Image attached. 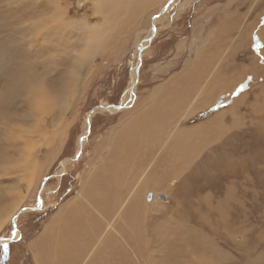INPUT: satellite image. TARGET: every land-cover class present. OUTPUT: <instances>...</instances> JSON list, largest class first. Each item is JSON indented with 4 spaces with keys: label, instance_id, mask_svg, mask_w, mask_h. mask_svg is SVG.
<instances>
[{
    "label": "rangeland",
    "instance_id": "rangeland-1",
    "mask_svg": "<svg viewBox=\"0 0 264 264\" xmlns=\"http://www.w3.org/2000/svg\"><path fill=\"white\" fill-rule=\"evenodd\" d=\"M183 1L163 0L142 10L139 19L129 17L131 23L99 36L102 17L93 0H0V62L6 70L0 69V218L5 215L6 220L0 238L9 245L7 254L0 246V264H34L27 243L80 189L98 193L99 188L93 190L88 183L92 180L114 181L99 193L109 192L111 197L120 193L125 200L120 215V201L109 210L110 264H264V38L255 33L256 26L264 31V0H191L182 9ZM163 6L170 8L163 11ZM225 14L227 26L238 21L237 32L248 30L249 40L241 39L240 53H234L231 43L218 47L220 59L211 61L233 58L235 67L207 85L204 102L222 91L220 83L224 87L233 79L238 83L228 85L227 93L211 101L204 112L181 121L186 128L202 126L227 112L221 123L225 129L182 163L171 159L185 160L189 149L182 146L183 133L170 128L176 121L157 132L158 141L165 140L162 146L154 143L152 150L148 140L141 143L150 153L156 151L150 155L156 153L155 160L134 162L130 155L124 164L118 161L115 149L125 139L122 133L130 124L135 128L134 117L143 107L154 102L157 108L158 97L172 96L176 89H168L171 83L178 82V93L189 96L190 102L195 88L206 87L205 79L199 78L187 90L192 82L181 73L195 61L194 50L202 37ZM85 53L89 59L82 66ZM241 85L245 90L237 94ZM238 95L242 103L229 112ZM174 101L179 107L178 99ZM153 113L149 112L150 119ZM172 140L182 143L181 156L174 154ZM93 172L107 178L90 177ZM142 172L152 179L135 188ZM121 180L125 185L117 190ZM132 191L138 193L130 202ZM13 217L18 237L9 241ZM103 240L93 245L97 259L93 254L86 264H107Z\"/></svg>",
    "mask_w": 264,
    "mask_h": 264
},
{
    "label": "bare ground",
    "instance_id": "bare-ground-1",
    "mask_svg": "<svg viewBox=\"0 0 264 264\" xmlns=\"http://www.w3.org/2000/svg\"><path fill=\"white\" fill-rule=\"evenodd\" d=\"M94 1V10H95V12L96 13H98V14H100V16L102 17V22L101 23H99V25H98V31H100V35L99 36H102V35H104L106 32H108V31H110V30H112L113 28H118L119 26H123V25H127L128 23H131V20H128V18L129 17H134V18H136V19H139L140 17V15L142 14V10H144V9H148L150 6H154V5H156V4H159V3H162L163 2V0H93ZM190 1L191 0H184L181 4H180V6L179 7H181L182 9L184 8V7H186L189 3H190ZM171 5V4H170ZM160 8H161V6H160ZM170 8V6L169 7H167V8H165L164 9V6H163V11H167L168 9ZM54 13V12H53ZM135 13H138V15L136 16L135 15ZM141 13V14H140ZM160 13H162V8H161V12ZM140 14V15H139ZM59 16V15H58ZM61 18V17H60ZM63 19V18H62ZM226 19H227V15L225 14V17L220 21L221 23H218L214 28H213V30H212V32L209 34V36H208V38L206 39V41H205V43H204V45H203V48L202 49H199V48H197L196 49V53H197V55H196V57H198L199 58V62H200V56L202 57V56H207L208 57V59H205V64H209L210 66H214V67H216V69H218V72L220 73V71H222V73L224 72L223 70L225 69V67H227V66H224V64H226V62L227 63H231V62H229V60L231 59H229V58H226V57H224V58H222L221 60H218L217 62H214L213 60L211 61V59L212 58H215V57H219V52H218V47L221 45H226V44H228V43H231V44H233L234 46V48H233V51H234V53H237V52H239V51H243V47L244 46H241L243 43V41L241 42V39L242 38H244V39H247V40H249V32H248V30H247V33L245 32V34H243V31L241 32V33H239V32H237L238 31V29H239V26H238V24H239V22L238 21H236V20H233L232 21V23L229 25V26H227V24H226ZM155 21V20H154ZM158 21V19L156 18V22ZM58 22V21H57ZM138 23V22H137ZM243 23V22H242ZM252 24H254V23H252ZM255 25V24H254ZM87 26V25H86ZM212 26V25H211ZM237 26H238V28H237ZM249 26V25H248ZM253 26V25H252ZM195 27H197V23L196 22H194L193 23V29L195 28ZM237 28V29H236ZM234 29H236V34H235V38L233 39V38H231L230 39V37H231V33H232V31L234 30ZM250 31L252 30V29H250V28H248ZM256 31H255V33L256 34H260V35H262L263 37L262 38H264V31L263 32H261L260 33V31H258V28H257V26H256ZM158 30V29H157ZM263 30V29H262ZM246 31V30H245ZM237 33H238V35H237ZM96 34H98V33H96ZM195 34V33H194ZM193 34V35H194ZM233 34V33H232ZM250 34H254V31H251L250 32ZM99 36H97L96 37V39H100V37ZM258 36V35H257ZM88 38H89V36H88ZM149 38V37H148ZM91 39V38H90ZM89 39V40H90ZM252 39V38H251ZM88 40V39H87ZM88 40V41H89ZM147 40V38L144 40V41H146ZM149 41V40H148ZM108 42V41H107ZM245 42H247V41H245ZM244 42V43H245ZM145 43V42H144ZM203 44V43H202ZM244 45V44H243ZM96 46V45H95ZM104 46H105V44H104ZM140 47V46H139ZM200 47V46H199ZM248 47V46H247ZM201 48V47H200ZM136 50V49H135ZM229 50V49H228ZM94 51V50H93ZM140 52V51H139ZM221 53H222V51H220ZM224 52V51H223ZM231 52H232V50H231ZM240 53V52H239ZM262 53V52H261ZM264 53V52H263ZM85 54H87V53H85ZM223 54V53H222ZM222 54H221V57H222ZM233 55V54H232ZM235 57V56H234ZM203 58V57H202ZM205 58V57H204ZM87 59H89V54H87V55H85L84 56V58L81 60V63H82V66H83V64L85 63V61L87 62L88 60ZM194 59H196V58H194ZM219 59H220V57H219ZM258 59V58H257ZM235 60V59H234ZM199 62H197L196 61V63H198L199 64ZM214 62V63H213ZM1 63H2V61L0 62V69H2L1 71H3V72H6V70H4L3 68V66L1 65ZM76 63V62H75ZM195 65V66H193L194 64H190L189 66H187L186 67V69L185 70H183V72H182V75H187V78L189 79V83L190 82H192L191 83V86L189 87V86H187V88L188 89H191L192 88V85H193V82H194V80L196 79V80H198L199 78H204L205 80H208V82L206 81V87H202V88H198L197 89V91H199L198 92V94L200 93L201 95H203L206 91H208V90H210V88H208L207 87V85L210 83V82H214V83H216V82H219V80H221V79H223V78H221V76H220V74H217L218 72L217 71H215V72H217L216 73V75L215 76H213V78L211 79L209 76H207V69L205 70L204 69V66L202 67L201 65ZM201 64V63H200ZM231 64H233V63H231ZM74 65V64H73ZM208 65V66H209ZM230 65V64H229ZM79 67V66H78ZM230 67V66H229ZM80 68V67H79ZM206 68V67H205ZM209 68V67H208ZM212 68V67H211ZM255 68V67H254ZM242 69V68H241ZM228 70V69H227ZM226 70V71H227ZM77 71H78V68H77ZM225 71V72H226ZM250 71V70H249ZM248 71V72H249ZM72 72H74V71H72ZM75 73H77V72H75ZM210 73V72H209ZM245 73V72H244ZM78 74H79V72H78ZM226 74V73H225ZM74 75V74H73ZM72 75V76H73ZM213 75H214V73H213ZM223 77V76H222ZM186 79V78H185ZM184 79V80H185ZM226 79V78H225ZM230 79V78H229ZM68 80V79H67ZM231 80V79H230ZM133 83V82H132ZM178 83V82H177ZM176 83V81H175V84H173L174 85V88L176 89V91H172V93L171 94H169V95H172V96H169L167 99H166V101L163 103V105L159 108V109H157V110H154V111H156L157 112V115H156V113L154 112V114H153V116H152V119L149 121V119H148V117H144L143 118V121H142V124L141 125H139V127L140 128H142V127H146L145 125L146 124H149V123H151L150 124V126L152 127V133L154 134L153 136H155V137H151L152 138V143L154 144V143H156V144H160L161 146H162V143L163 142H165V140L163 141V142H159L158 141V139H157V132H158V134H159V131H161L163 128H165L164 126H171V124H174L176 121L175 120H173L175 117H176V115L175 116H173L172 114H173V109H176L177 108V110H178V107H177V105H176V103L174 104L175 105V107H173V108H171L172 106H174V105H172V103H174L173 101H172V98H184V95H180L179 93H178V91H177V89L179 88V85ZM224 84H226V83H224ZM77 85V84H76ZM59 87V86H58ZM220 90L222 89V92H223V89H226V87H227V84H226V86L224 87L223 85H222V83H220ZM230 87V86H229ZM258 87V86H257ZM261 87V86H260ZM47 89H48V87H46ZM45 88V89H46ZM53 88V87H52ZM52 88H51V90H52ZM43 89V88H42ZM41 89V90H42ZM54 89V88H53ZM56 89H58L57 88V86H56ZM76 89V88H75ZM74 89V90H75ZM41 90H38V91H40L41 92ZM49 90V89H48ZM63 91H64V88L62 89ZM53 91V90H52ZM60 89H59V93H60ZM62 91V92H63ZM77 91V90H76ZM233 91V90H232ZM37 92V91H36ZM212 92V91H211ZM211 92H209L208 94H210ZM258 92V91H257ZM261 92L262 93H264V90L263 89H261ZM45 92H43V94H44ZM37 94H39L38 92H37ZM47 94V93H46ZM207 94V95H208ZM41 95V94H40ZM60 95H63V94H60ZM68 95H69V93H68ZM245 95H247L246 93H245ZM54 96V95H53ZM218 96V95H217ZM217 96H216V98H217ZM239 96V95H238ZM235 96L236 97V99H235V101L233 102V104H232V106H231V108L229 109V112L231 111H233L234 110V108H235V106H237L236 104H238V103H242V101H241V97L239 96ZM263 96V95H262ZM35 97H37V96H35ZM40 97V96H39ZM63 97V96H62ZM73 97V96H72ZM238 97V98H237ZM256 97V96H255ZM41 98H42V95H41ZM64 98V97H63ZM37 99V98H36ZM44 99V98H43ZM48 99V98H47ZM56 99V98H55ZM213 98H211V99H209V101H207V102H204L205 104H208L209 102H211V101H213L212 100ZM234 99V98H233ZM260 100V99H259ZM41 101V100H40ZM70 101V100H69ZM47 102V101H46ZM46 102H45V104H46ZM50 102V101H49ZM48 102V103H49ZM198 102H199V100H198ZM38 105H39V103H37ZM203 105V104H202ZM245 106V105H244ZM38 107V106H37ZM49 107V106H48ZM48 107H46V108H48ZM153 107H155V105L153 106ZM197 107H198V105L196 104L194 107H193V109H192V111H195L196 109H197ZM111 108H113V107H111ZM202 108V107H201ZM39 109V108H38ZM49 109V108H48ZM47 109V110H48ZM100 110H103L104 111V109H101V108H99ZM189 109V108H188ZM111 110H113V109H110L109 108V111L111 112ZM117 110H118V107H117ZM228 110V109H227ZM49 111V110H48ZM176 111V110H175ZM191 111V110H190ZM147 112V111H146ZM190 113V112H189ZM224 113H226V112H224ZM41 114V113H40ZM94 114V112L92 111L91 112V115L89 116V117H91L92 115ZM175 114V113H174ZM177 114V113H176ZM180 113L178 112V115H179ZM222 114V113H221ZM52 115V114H51ZM181 116V115H180ZM44 117V116H43ZM45 118V117H44ZM182 118V117H181ZM215 118V121H216V125H213V122H215V121H213V120H209L207 123H205V125L207 126V128L206 127H204V128H206L207 130H206V135L204 136V134H203V136H200V127H202V126H194V127H191V126H188V128H186L185 126L184 127H182L183 125L181 124V121H177L172 127H170V128H173L172 130H173V132H175V131H178L179 130V132L180 133H183V135L182 134H179V135H182L181 136V138L184 140V145H182V143L181 142H177V143H175V142H173L174 140H172V150L174 151V154H177V155H180L181 156V154L180 153H182V152H180L179 150H181V148H180V145H182L183 147H184V149L187 147V146H189V149H188V147H187V150H185L186 151V159L184 160L182 157H179V158H171L172 160H178V161H189V156L190 155H194V156H196L197 155V153H198V148H199V150L200 149H202L201 148V146L203 145V144H206L207 142V140H211V139H213L214 137H216L217 135H219L224 129L222 128V125H221V123L222 124H224L223 122V120H222V116H220V114H216V116L214 117ZM220 118V119H219ZM147 120L149 121V123H147ZM259 122V121H258ZM137 123L138 124H140V122H138L137 121ZM136 125V124H135ZM224 126V125H223ZM235 126V125H234ZM130 127V126H129ZM147 127H148V125H147ZM226 127V126H225ZM42 128V127H41ZM136 128V127H135ZM228 128H229V126H228ZM143 129V128H142ZM141 130V129H140ZM148 130V129H147ZM151 130V129H150ZM169 130V129H168ZM142 131V130H141ZM42 132V131H41ZM43 132H45V130H43ZM203 132V131H202ZM133 133V132H132ZM147 132H145V134L144 135H147L146 134ZM152 133H151V135H152ZM204 133V132H203ZM134 134H135V132H134ZM133 134V135H134ZM137 134V133H136ZM136 134H135V136H136ZM40 135V134H39ZM45 135V134H44ZM125 135V134H124ZM46 136V135H45ZM129 136V135H128ZM132 136V135H131ZM134 136V137H135ZM141 136V135H140ZM140 136H136V137H138V138H136V140L137 139H139V137ZM148 136V135H147ZM31 137V136H30ZM143 137H146V136H143ZM150 137V136H149ZM159 137V136H158ZM36 138V137H35ZM141 138H142V136H141ZM37 139V138H36ZM35 139V140H36ZM131 139V138H130ZM127 140L124 144H125V146H126V150H127V148H128V150L130 151V148L131 149H133V147L134 146H132V144H134V139H133V137H132V139L131 140ZM146 139H148V138H146ZM32 140H34V139H32ZM119 140H122V139H119ZM142 140V139H141ZM144 140V139H143ZM168 140V139H167ZM171 140V139H170ZM37 141V140H36ZM40 141V140H39ZM39 141H38V143H39ZM42 141V140H41ZM40 141V142H41ZM118 141V140H117ZM145 141V140H144ZM144 141H142V142H144ZM149 141H150V138H149ZM122 142V141H121ZM121 142H119V143H121ZM146 142V141H145ZM47 143H48V141H47ZM46 143V144H47ZM123 144V143H122ZM138 146H139V143H136ZM155 144V145H156ZM158 144V145H159ZM36 145V144H35ZM136 145V146H137ZM152 145V144H151ZM150 145V146H151ZM171 145L169 146V147H171ZM27 146V145H26ZM41 146V145H40ZM106 146V145H105ZM124 146V147H125ZM150 146H147V147H150ZM154 146V145H153ZM153 146H151V148L153 147ZM157 146V145H156ZM175 148H174V147ZM78 147H79V151L81 150L80 148L82 147V140H80L79 139V141H78ZM123 147V148H124ZM142 147H143V145H142ZM142 147H140V148H142ZM144 147H146V146H144ZM143 147V148H144ZM147 147H146V149H147ZM168 147V148H169ZM29 148V147H28ZM118 148V147H117ZM122 148V149H123ZM135 148H138V147H135ZM140 148H138V150L140 149ZM142 148V149H143ZM165 148H167V147H165ZM167 148V149H168ZM34 149V148H33ZM39 149V148H38ZM41 149V148H40ZM119 149H121V148H119ZM128 150L126 151V152H128ZM149 150H150V148H149ZM152 150H153V148H152ZM155 150V149H154ZM171 150V151H172ZM78 151V152H79ZM137 151V149L135 150V152ZM151 151V150H150ZM172 151V152H173ZM182 151V150H181ZM189 153H188V152ZM156 152V151H155ZM168 152V151H167ZM172 152H170V153H172ZM108 153V152H107ZM121 153V152H120ZM119 153V154H120ZM128 153H130V152H128ZM139 152L137 151V154H138ZM21 154V153H20ZM24 154V153H23ZM30 154V153H29ZM119 154H118V156H119ZM78 155V157H79V153L77 154ZM158 155H160V154H158ZM172 155V154H171ZM107 156V155H106ZM118 156H116V157H118ZM133 156V155H132ZM174 156V155H173ZM22 158H23V156H21ZM113 157V156H112ZM120 157H122L121 158V160H119L118 159V161H122V163L124 164L126 161H127V158L128 157H130V155L129 154H123V153H121V156ZM130 158H133V157H130ZM158 158V157H157ZM161 158V157H160ZM26 159V158H25ZM57 159V158H56ZM115 159V158H114ZM19 160H21V158L19 159ZM105 160H106V158H105ZM110 160V159H109ZM134 160H135V158H134ZM133 160V161H134ZM166 160V159H165ZM29 161V160H28ZM112 161H114V160H112ZM138 161V160H137ZM167 161H168V159H167ZM16 162H18V160L16 161ZM20 162V161H19ZM191 162H192V160H191ZM224 162H226V161H224ZM151 163V162H150ZM153 163V162H152ZM165 163V162H164ZM183 163V162H182ZM216 162H214L213 164H212V166H214L216 169H217V166H218V164H216V165H214ZM108 165H109V163H107ZM107 164H106V166L105 167H107ZM113 164V163H112ZM116 164V163H115ZM118 164V163H117ZM116 164V165H117ZM131 164V163H130ZM185 164V163H184ZM159 165V164H158ZM166 165V164H165ZM170 165V164H169ZM189 165H190V163H189ZM26 166V165H25ZM113 166V165H112ZM111 166V167H112ZM27 167V166H26ZM25 167V168H26ZM110 167V168H111ZM151 167L153 168V166L151 165ZM155 167V166H154ZM167 167V166H166ZM43 168V167H42ZM41 168V169H42ZM115 168V167H114ZM113 168V169H114ZM117 168V167H116ZM150 168V167H149ZM162 168H163V166H162ZM107 169V168H106ZM155 169V168H154ZM164 169V168H163ZM162 169V170H163ZM15 170V169H14ZM18 170H20L19 168H18ZM108 170V169H107ZM114 170H116V169H114ZM118 170V169H117ZM152 170V169H151ZM168 170H170V169H168ZM167 170V171H168ZM183 170V169H182ZM27 171H29V170H27ZM138 171V170H137ZM144 171V170H143ZM155 172H156V169L154 170ZM159 171V170H158ZM164 171V170H163ZM166 171V172H167ZM221 171V170H220ZM92 172V171H91ZM107 172V171H106ZM27 173V172H26ZM148 172H146V174L145 173H142V175H141V177H140V179L138 180V183L137 184H135V188L136 187H141L142 186V184L144 183V181H145V183L146 182H148V181H150V178L152 177V176H148V174H147ZM152 173V172H151ZM150 173V174H151ZM165 172H161V174H164ZM106 174V173H105ZM118 174V173H117ZM154 174V173H153ZM103 175V174H102ZM122 175V174H121ZM155 175V174H154ZM153 175V176H154ZM165 175V174H164ZM25 176H27V175H25ZM148 176V177H147ZM93 177V176H92ZM156 177V176H155ZM161 177H162V175H161ZM165 177V176H164ZM152 179V178H151ZM22 181V180H21ZM28 181V180H27ZM157 181V180H156ZM164 181V180H163ZM85 182V181H84ZM158 182V181H157ZM28 183V182H27ZM33 183V182H32ZM110 183V182H109ZM108 183V184H109ZM144 183V184H145ZM35 184H36V182H35ZM154 185H155V183H154ZM118 186H120V185H118ZM110 187V186H109ZM26 189H27V187H25ZM133 188H134V186H133ZM98 189V188H97ZM27 190H29V189H27ZM26 190V191H27ZM96 190V189H95ZM32 191V190H31ZM97 191V190H96ZM32 193V192H31ZM98 193H99V190H98ZM138 193V191H136L135 193H134V191H132V194H131V196L129 195V197H130V202L131 201H133V199L135 200V196H136V194ZM82 196V193L80 192L79 194H78V196L81 198V196ZM159 196V195H158ZM128 197V198H129ZM161 201V200H160ZM129 202V203H130ZM135 203V202H134ZM130 204H133V203H130ZM119 206V208L117 209V215H120V212L123 210V208H124V202L122 203V202H120V204L118 205ZM197 207H201V206H199V205H196ZM102 207V206H101ZM105 207H107V206H105ZM137 207V206H136ZM104 208V207H103ZM101 209V208H100ZM136 209V208H135ZM119 210H120V212H119ZM133 209H131V211H132ZM128 210H126V212H127ZM129 212H130V210H129ZM132 213H133V211H132ZM7 215H8V213H6ZM10 214V213H9ZM97 214H99V212L97 213ZM129 214V213H128ZM131 214V213H130ZM134 215L133 216H135V211H134V213H133ZM4 217H5V215H3ZM2 216V217H3ZM128 216H131V215H128ZM132 216V217H133ZM1 217V216H0ZM4 217L3 218H0V228L3 226V224L5 223V219H4ZM7 217H9V216H7ZM6 217V218H7ZM108 223H107V229H109L110 228V223H109V221H107ZM130 222H131V220H130ZM7 223V222H6ZM73 226L75 227V229L76 230H78V231H80V229H81V226H82V223L80 222V221H75L74 223H73ZM91 225H89V230H92V228L90 227ZM96 226V225H95ZM83 229H85V227H83L82 228V231L81 232H83L84 230ZM2 230V229H1ZM87 230V229H86ZM62 231H64L63 229H62ZM68 233V232H67ZM65 235V234H64ZM63 236V235H62ZM68 236H69V233H68ZM68 236H63V238L64 237H68ZM18 237V236H17ZM16 237V238H17ZM75 237V236H74ZM73 237V238H74ZM59 238H60V236H59ZM68 239V238H67ZM75 239V238H74ZM10 240H12V239H9V241ZM62 243V242H61ZM101 243V240L99 241V242H96V243H94V244H100ZM93 244V245H94ZM200 244V243H199ZM70 245V246H69ZM92 245V243H86L85 242V247H84V243H83V241H75L74 243H66L65 242V244L63 245L62 244V250L65 252V254H67L68 253V255H69V253H70V255H71V257H73V256H76L77 257V254H79L78 255V258L80 259V261H79V264H86V262H87V260H88V258L91 256V255H93L96 251V247H94ZM174 245V244H173ZM196 247V246H195ZM84 248V249H83ZM175 248V247H174ZM82 249H83V252H82ZM58 251L59 252H61V245L59 246V249H58ZM63 252V253H64ZM3 253V252H2ZM173 253H175V252H173ZM61 254V253H60ZM170 255V254H169ZM63 257V256H62ZM65 259V258H64ZM178 263V262H177ZM172 264V263H171Z\"/></svg>",
    "mask_w": 264,
    "mask_h": 264
},
{
    "label": "crops",
    "instance_id": "crops-1",
    "mask_svg": "<svg viewBox=\"0 0 264 264\" xmlns=\"http://www.w3.org/2000/svg\"><path fill=\"white\" fill-rule=\"evenodd\" d=\"M195 22L198 23L197 20H195ZM212 30L209 31L206 36L202 37V41H200V43L197 45L196 49L197 48H199V49L203 48V45H204L206 39L208 38L209 34L212 32ZM203 34H205V33H203ZM253 39L255 40V38H253ZM196 49L194 50V52L196 51ZM196 55H197V53L195 52L194 58H196V59H194L195 61L192 63V64H194L193 66L198 64V63H196V61L199 62V58L196 57ZM202 57L200 56V62H199L198 65H201L202 67L204 66V69L205 70L207 69V71H208L207 72V76H209L212 79L213 76H215L216 73L218 72V69H216V67H214V66H210L209 64H208L209 66L207 64H205V59H208V57L207 56H202ZM229 62L233 63V58H231L229 60ZM231 63H227L226 62V64H224V66H227V67H225V69L223 70L224 72L222 73V71H220V73L219 72L217 73V74H220L221 78H224L227 74L229 75L232 66L235 67V65L231 64ZM238 69H241V67L238 68ZM215 71H217V72H215ZM213 73H214V75H213ZM205 81L208 82V80H205ZM233 82H234L233 84H231V82H230L231 86L233 85L232 87H234L236 85V83H238V80H236V82H235L234 79H233ZM173 84H175V82L171 83L168 86V89L171 90L172 88H174ZM201 84H203V83H201ZM230 84H227V88H229L228 85H230ZM219 86L220 85H218V88L220 89ZM186 89L188 90V88H186ZM237 89H239V88H237ZM237 89H235V90H237ZM244 90L241 91V92H244ZM194 91H195L196 96L192 100L193 102H190L191 99L189 100V96H188V99L187 98L185 99V98H182V97L178 98L179 107L178 106L177 107L180 108V109H178V110H177V108L173 109V111H172L173 114L172 115L173 116L176 115V117L173 120L181 121V120H185L187 118H189V120H190L191 118L194 117V115H196V114H198L200 112H204L205 108L207 106H209V104L212 103V102H209L208 104H205L204 103V101H205L204 98H206V95L202 96L200 93L198 94L199 91H197L196 88H195ZM226 93H227L226 89H224L223 92L219 91L218 93L211 94L210 97L213 96V95H216V96L218 95L217 96V98H218L219 96H224ZM230 93L231 92H229V94ZM216 96L212 99L213 101L216 98ZM167 98L168 97H165V98L161 99V98L158 97L157 98V100H158L157 108L152 106V104L154 103V102H152L150 105H148L146 107H143L141 109V113L134 117L133 125L136 127V129L132 127V124H130L129 125L130 127L127 128V131H124L122 133V136H123V134H125L123 136L125 139L122 140L123 144H119L118 148L115 149V152H116L117 156H118V154L120 152L123 153V154L127 153V154H129L131 156L133 155V158H131V161H133L134 158H135L134 162H136L137 160L138 161H143V160L144 161H146V160L147 161H152V160L156 159L155 158L156 153L154 154V157L150 156V155H153V153L155 151L150 153V150L147 149L146 152H144L145 149L144 148L142 149L140 147H141V143H143L142 141H144V140H148L149 146L151 144H153L151 140L155 136H153L154 134L152 132H151L152 135L150 133V129H152V127L150 126L151 123H149V121L151 120L149 118V112L153 111L157 115V112L154 111V110L159 109L163 105V103L166 101ZM174 100H176V98L175 99L172 98L173 102H174ZM198 100H199V102H198ZM173 104L174 103H172V105ZM196 104L198 105L197 109L195 111H192L193 107ZM173 107H175V105L172 106L171 108H173ZM178 112L180 113L179 115H178ZM219 113H222V114H220V116H223L225 114L224 112H219ZM144 117H148L149 121L147 120V123H149V124H146L145 125L146 127H142L143 128L142 129V128L139 127V125L142 124V121H143ZM213 119H211V120L215 121V118H213ZM137 121L140 122V124H138ZM215 123H216V121L213 122V125ZM147 125H148V127H147ZM204 126L207 127L206 125H204ZM202 131H203V126L200 127V134L203 136V132ZM134 132H135V134L137 133L136 136H140L141 135L142 138L140 136L139 139L136 140V138H138V137L135 136ZM145 132H147L146 134L148 136L144 135ZM143 136H146V137H143ZM132 137H133V139L135 138L134 139V144H132V146H134V147H133V149L130 148V151L127 148L128 152H130V153H128V152H126L127 150L125 149L126 146H125L124 143L127 140H129L130 138L132 139ZM143 138H144V140H143ZM146 138H148V139H146ZM149 138H150V141H149ZM136 143H139V146ZM135 147H138L140 149L138 150V148H135ZM119 148H121V149H119ZM136 149L139 152L138 154H137V151L135 152ZM112 151H113V149H112ZM121 153L119 154V156L116 159H119V157L121 156ZM140 153H141V155H140ZM118 171L124 173V177H125V172H123L122 170H118ZM141 174H140V176H138V180L140 179ZM92 176L97 177V178H99V177L100 178H107L105 175H102V172H99V175H96V173L93 172V174L90 177H92ZM113 177H114V175L112 174V175H110L108 177V179L111 180ZM88 183L92 186L93 190H95L97 188H99V190H102L105 187L107 188L111 184H115L114 181H112V182L111 181H107L106 183L105 182L101 183V182H98L96 180H92L91 182H88ZM124 185H125L124 181L122 182V180H121L120 186H118V184H117V190H119L120 188H123ZM95 186H97V187H95ZM88 189H90V188H88ZM80 191L82 193V196L80 195L81 198L78 196L79 193L77 195L75 194L73 196V198H71V200L69 202H67L66 204L61 206L58 210H56L54 212V214L52 216H50L47 219L46 224L43 226V228L41 229L40 233L34 239H31L29 241L30 243L28 242L29 245L27 243V249L31 253L30 256L32 257V259L34 261L33 262L34 264H79V261H80V259L78 258L79 254H77V257L76 256L71 257L70 253H69V255H68V253L65 254V252L62 250L63 249L62 248V244L64 245L65 242L67 244L69 242L72 244L75 241H79V242L83 241L84 247H85V242L86 243H92V245H93L94 243L99 242L100 240L102 241L103 239H104L103 242H106L107 264H110L111 249H110V239L108 238L109 235L107 234L108 233V229H107L108 228L107 227V223L108 222L107 221H109V219H110L109 210L110 209H116L118 207L117 206V201L118 202L120 201V202L123 203L125 200L121 201L120 193L118 194V196H116L117 195L116 194V195H112V197H111L109 192L104 194L103 192L101 193V191H100V193H94V192L93 193H86L84 190H81V189H80ZM84 196H85V198H84ZM90 201L94 202V203L90 204ZM105 206H107V207H105ZM98 212H99V214H97ZM75 221H80L82 223L80 231L76 230L75 227L73 226V223ZM89 225H91L90 227L92 228V230H89ZM83 227H85V229H83L84 231L81 232ZM62 229L64 231H62ZM67 232L69 233V236H68ZM62 235L63 236H68V237H64L63 238ZM59 236H60V238H59ZM88 238H90V239H88ZM60 245H61V252L58 251ZM83 249H82V252H83ZM98 254H99V252H95L94 253L93 257H94L95 260L97 259ZM101 256L105 258L104 254L101 255Z\"/></svg>",
    "mask_w": 264,
    "mask_h": 264
},
{
    "label": "snow or ice",
    "instance_id": "snow-or-ice-1",
    "mask_svg": "<svg viewBox=\"0 0 264 264\" xmlns=\"http://www.w3.org/2000/svg\"><path fill=\"white\" fill-rule=\"evenodd\" d=\"M256 43L257 46H259L258 41ZM261 63H264V59L261 60ZM248 80L250 81L251 77H248ZM243 90H244V85H241V88L238 90L237 94H239V91H243ZM41 206H42V202H41ZM15 220L16 217H13L12 232H11V239L13 240L16 239V237L18 236V229L16 227ZM0 246H2L3 251L5 252V254H7L9 250L8 241L0 238Z\"/></svg>",
    "mask_w": 264,
    "mask_h": 264
},
{
    "label": "water",
    "instance_id": "water-1",
    "mask_svg": "<svg viewBox=\"0 0 264 264\" xmlns=\"http://www.w3.org/2000/svg\"><path fill=\"white\" fill-rule=\"evenodd\" d=\"M110 107V106H109ZM109 107L108 106H99V108H101V109H104V110H108L109 109ZM112 107H115V109L117 108V106H112ZM95 110H93V112H94ZM78 157V155H76L74 158H77ZM159 198L161 199V200H164L165 198H164V196L163 195H159Z\"/></svg>",
    "mask_w": 264,
    "mask_h": 264
}]
</instances>
